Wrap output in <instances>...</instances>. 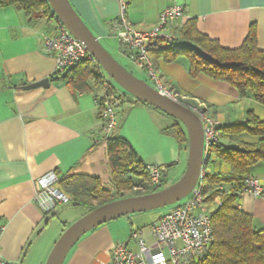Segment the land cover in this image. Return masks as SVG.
Instances as JSON below:
<instances>
[{"label":"crops","instance_id":"crops-1","mask_svg":"<svg viewBox=\"0 0 264 264\" xmlns=\"http://www.w3.org/2000/svg\"><path fill=\"white\" fill-rule=\"evenodd\" d=\"M67 1L101 46L123 68H130L132 72H128L136 73L133 76L145 82L142 66L129 60L111 34L119 0ZM175 4L183 6L185 12L173 25L179 47L187 44L181 40L179 30L190 20L198 32L229 49L239 47L252 30L256 48L264 50V0H128L127 16L134 28L146 31L156 24L163 9ZM56 25L52 10L47 17L35 18L12 5L0 6V257L11 264H46L55 242L71 225L60 219L59 208L63 205L45 214L34 202L40 177L50 171L59 180L72 174H86L110 187L100 120L105 83L124 98L117 109L114 136L127 140L142 165L174 164L166 169V175L177 172L181 174L178 181L188 166L189 135L188 142L179 145L171 131L175 118L115 88L102 69L104 83L89 81L82 90L63 81H49L46 89H21L55 72V58L43 50L42 42L44 36L55 33ZM149 57L175 91L202 104L216 128L245 122L247 112L264 120V105L250 94L240 96L229 83L202 73L191 77L184 55L174 61L157 55ZM237 141L254 142L256 138H219L224 145H235ZM227 170L228 166L217 159L207 165V172ZM248 174L257 178L262 196L242 193L237 207L249 214L253 225L259 228L264 226V162L252 165ZM111 221L81 235L62 264L108 262L115 244L125 241L136 230L131 224L128 228L126 222Z\"/></svg>","mask_w":264,"mask_h":264},{"label":"trees","instance_id":"trees-1","mask_svg":"<svg viewBox=\"0 0 264 264\" xmlns=\"http://www.w3.org/2000/svg\"><path fill=\"white\" fill-rule=\"evenodd\" d=\"M8 5L27 15L34 14L35 18L51 14L49 5L43 0H0V6ZM179 34L186 45L175 50H155L150 47L149 55L162 56L166 61H174L177 56L184 55L191 77L202 73L212 79L225 81L240 96L250 94L256 102L264 105V50L256 48L252 30L239 47L232 49L224 48L216 40L198 32L194 21L186 22L180 28ZM200 51L209 54L216 62L209 63L201 59L198 55ZM69 76L71 80L67 81ZM48 79L51 82H66L76 90L85 89L89 81L95 84L104 83L99 66L88 60H82L63 74L54 72ZM105 89L107 93L114 88L106 84ZM136 101L143 103L138 99ZM171 129L179 145L188 142L177 122L173 123ZM216 129L217 141L209 150L208 164L217 159L224 162L228 170L206 172L203 178L205 200L209 202L219 198L221 205L212 210L213 240L207 255L198 264H264V226L255 227L253 218L237 207L239 196L245 188V180L249 176L248 169L258 162H264V120L258 119L252 112H247L245 122ZM222 135H246L256 138V141H237L235 145H224L219 142ZM106 150L110 187H104L99 178L86 174H72L60 178L59 186L71 197L73 206L87 207L91 211L114 201L113 193L120 194L135 189L134 179L141 180L140 188L145 190L136 196L160 191V186L166 180V173L159 186H152L146 167L126 139L113 134L106 139ZM173 165L166 166V169Z\"/></svg>","mask_w":264,"mask_h":264},{"label":"built area","instance_id":"built-area-1","mask_svg":"<svg viewBox=\"0 0 264 264\" xmlns=\"http://www.w3.org/2000/svg\"><path fill=\"white\" fill-rule=\"evenodd\" d=\"M128 0H119V12L111 23V34L115 36L129 60L142 66L150 87L160 96L193 112L202 123L203 151L196 185L182 201L171 205L155 222L144 230H132L128 238L115 244L110 259L104 264H198L206 255L213 240L211 213L220 206L219 198L207 202L203 192V178L207 172L209 150L217 141L215 122L205 113L201 103L175 91L156 71L149 57V48L155 50L178 49L177 36L173 30L175 22L185 16L184 8L175 4L163 9L156 24L149 30L139 31L127 16ZM157 42V43H156ZM43 50L54 56L55 73L63 74L82 60L97 64L83 43L78 41L57 19L56 31L46 35ZM70 76L67 81H70ZM106 86V83L104 84ZM124 98L117 90L107 92L101 103V133L106 140L114 134L117 124V109ZM152 186H159L166 167L146 166ZM242 193L253 197L262 196L257 178L248 176ZM34 202L43 213H49L60 205L71 202V197L60 188L59 177L50 171L37 181ZM0 264H11L0 257Z\"/></svg>","mask_w":264,"mask_h":264},{"label":"water","instance_id":"water-1","mask_svg":"<svg viewBox=\"0 0 264 264\" xmlns=\"http://www.w3.org/2000/svg\"><path fill=\"white\" fill-rule=\"evenodd\" d=\"M57 19L81 43L97 62V65L121 88L142 101L175 119L187 129L189 135L188 166L184 176L174 185L146 195L132 196L111 201L99 206L72 223L55 242L46 264H62L65 255L75 241L101 223L128 213L142 212L171 206L186 198L198 180L202 151L203 130L200 119L189 109L157 94L144 81L123 68L98 42L83 22L77 17L67 0H45ZM199 57L209 63L215 59L204 51ZM49 79L44 78L21 87L22 90L48 88Z\"/></svg>","mask_w":264,"mask_h":264},{"label":"rangeland","instance_id":"rangeland-1","mask_svg":"<svg viewBox=\"0 0 264 264\" xmlns=\"http://www.w3.org/2000/svg\"><path fill=\"white\" fill-rule=\"evenodd\" d=\"M127 67V66H125ZM134 67V66H133ZM126 69V68H125ZM127 71H131L132 70L130 68L127 67ZM145 73V72H144ZM136 75V73H134ZM133 74V75H134ZM146 75V73H145ZM112 84L113 86H115V88L123 91L125 94L129 95L130 97H133L130 93H128L127 91H125L123 88H121L117 83H115L111 78L109 79L108 77H106ZM147 78V75H146ZM145 83L150 86V82L148 80V78L145 80ZM176 122H180L178 121V119H175ZM179 124V123H178ZM182 124V123H180ZM182 130L184 131L185 135L188 137V132L187 129L184 125H180ZM209 168V166H208ZM177 172H170L169 175H167V179L164 180V182L162 183V185L160 186V190L165 189L166 187L172 186L174 184L177 183L178 179L180 178L181 174H178L177 176ZM134 184H135V189L133 190H127L124 191L120 194L117 193H113L112 199L117 200V199H122V198H127V197H132L133 195H137L140 193H143L145 190L140 188L141 186V180L138 179H134ZM182 201V200H180ZM92 205H95V202H92ZM170 207L172 206H165L162 208H158V209H152V210H147V211H142V212H135V213H128V214H124L122 216H119L116 220L111 221V222H126V225L128 228H130V224L134 227V229H142L144 230V235L147 237L148 236V226L153 223V221L158 220V218L165 212L167 211ZM59 211H61L59 213L60 215V219L63 221H67L70 224L74 223L76 220H78L79 218H81L82 216H84L85 214H87L88 208L87 207H78V206H73L71 202L64 204L63 208H59ZM113 220V219H112ZM113 224V223H111ZM128 238V237H127Z\"/></svg>","mask_w":264,"mask_h":264}]
</instances>
